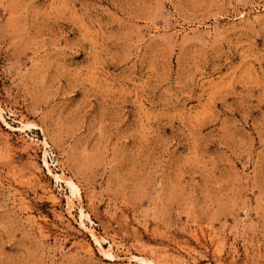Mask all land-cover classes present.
I'll list each match as a JSON object with an SVG mask.
<instances>
[{"label":"rangeland","instance_id":"1","mask_svg":"<svg viewBox=\"0 0 264 264\" xmlns=\"http://www.w3.org/2000/svg\"><path fill=\"white\" fill-rule=\"evenodd\" d=\"M0 264H264V0H0Z\"/></svg>","mask_w":264,"mask_h":264}]
</instances>
